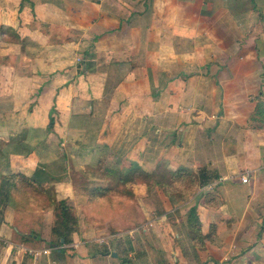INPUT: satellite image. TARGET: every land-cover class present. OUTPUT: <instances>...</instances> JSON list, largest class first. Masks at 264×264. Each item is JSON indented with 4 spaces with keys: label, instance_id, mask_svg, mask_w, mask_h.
I'll return each instance as SVG.
<instances>
[{
    "label": "crops",
    "instance_id": "0c3cea01",
    "mask_svg": "<svg viewBox=\"0 0 264 264\" xmlns=\"http://www.w3.org/2000/svg\"><path fill=\"white\" fill-rule=\"evenodd\" d=\"M0 30L13 36L0 35V151H9L0 162V264L113 256L85 251L100 230L93 222L78 221L72 242L57 245L52 208H31L7 176L37 170L57 199L72 197L60 189L72 157L89 163L95 144L112 143L121 122L161 114L189 119L155 129L154 142L167 139L158 163L214 177L179 204L155 187L160 209L147 221L138 201V224L129 229L141 253L134 260L264 264V117L255 115L264 103V0H0ZM63 116L61 128L78 142L70 157L45 135ZM32 128L43 134L30 137ZM143 156L134 163L144 167ZM194 204L201 245L187 232Z\"/></svg>",
    "mask_w": 264,
    "mask_h": 264
},
{
    "label": "rangeland",
    "instance_id": "374dc122",
    "mask_svg": "<svg viewBox=\"0 0 264 264\" xmlns=\"http://www.w3.org/2000/svg\"><path fill=\"white\" fill-rule=\"evenodd\" d=\"M86 46L87 45H85V47ZM81 60L83 59H80L79 61ZM68 65H66V68L68 69V71H70ZM4 103H5L3 105L4 109H7V107H11V108L13 107L7 102ZM194 103H196L194 100L190 102V110H193ZM16 104L18 103L16 102ZM188 119H189L188 116H186V118H184V116H178L174 118V117H167L166 115L163 114L156 117L150 116L139 119H135L134 117L133 118L129 117L125 123L121 122L122 126L119 125L120 129L121 128L122 129L113 136L112 143L109 144L96 143L94 148L92 149L93 152L90 155L88 154L86 156L87 157L86 159L89 160V163L93 165L91 168H87L86 171H83L82 166L85 163L79 161L77 159L78 157L76 156L72 157L73 162L70 160L71 166L68 169L69 171L67 170L68 167L65 168L67 177H63L64 182L60 187L61 192L67 190L68 192H71L69 194H73V196L71 195L72 197H68L67 199L69 200V203L72 205L73 210L77 215V219L79 222L82 221H84V223L93 222L96 225V227L100 229L98 232L96 231L95 235H92L94 236V239H92L91 242H84L83 245L87 248L85 249V251L88 254L97 252L99 250L102 251L106 250L108 254H111V252L113 251L117 252L116 256L110 255V258L98 259L99 261H96V264H123V263L132 264V262L130 261L129 263L122 262V259L125 257H129V258L135 257L136 252L139 251V248L135 243V240L131 241L132 237H130L131 235L129 232V229L132 226H134L136 222V220L134 219V212L136 211L135 208L138 205V201L142 202V206H144L145 211L148 212V214H145L143 216L144 221H147L148 218L151 217V210L158 211L160 209V199L157 196L155 187L147 188L140 186L139 183L137 184L133 182V183H129L127 186L130 188L131 192L133 190L134 192H140L141 195L139 197L136 198L135 194L126 195V194L116 193L119 187L114 185L112 176L107 174L103 168L111 167L118 169L129 166L130 164H133L135 162L136 158L140 155V152L142 151L144 154L143 156L144 161L142 163L145 166L144 167L141 166V167L148 171L153 170L155 168V164L158 163V160H160V158H162L163 155L165 154L166 149H164L162 146L164 143L167 142V139L161 140L162 137L161 138L157 137L158 138L157 142H154L155 135L158 136V134L155 132V129L161 128V126H165L167 129L173 124H181L183 122H186ZM61 120L62 121H60V124L57 129L58 131L57 132L50 131L52 135L51 134L48 135L51 136L50 140L54 144V146H57L58 151L60 153H65L67 157H70L72 155L69 152L71 150L78 148L77 147L78 142L77 140L74 139L75 137L72 138L73 136L71 135L73 133L72 129L65 131L64 129L61 128L62 125L67 123L66 122L67 117L63 116ZM57 121L58 118L55 115L54 116L49 115L50 124L54 123V126H57L56 123ZM16 123H18V121H16ZM50 127L51 129L54 128L52 126ZM193 131L191 132V135ZM29 132H30L29 133L30 137H34L37 134H43L39 130L33 128ZM163 134L164 133L160 135ZM58 145L60 148L58 147ZM154 145L156 146V148H154ZM151 147L152 150L154 148L153 154L151 151ZM7 153H9V151L3 148L1 149L0 162L6 159L7 157H9V154ZM47 153L49 156L59 155V153H56L55 150L52 149L48 150ZM99 160L100 162L97 163V161ZM163 166L166 167L165 162H163ZM0 174H1V169H0ZM89 180H93L94 182H88ZM90 184H99V185H105L107 187H111V191L115 193L111 195L105 194L103 196L102 195L95 196L94 197L96 198L95 202L93 205L91 204L90 206L91 202H89L88 204L87 200L92 198L90 197L89 190L86 188ZM73 189L75 192H72ZM158 189L162 192L160 188ZM171 194H173L172 199L174 200V203L177 204L184 203V201H186L189 196L186 195L185 197L184 196L181 197L179 193L175 191H173ZM123 198L125 199V201H123ZM119 206L121 207V209L119 208ZM146 215H148V218L145 217ZM106 221L107 223L106 225H104V222ZM114 221L116 222V224H121V225L118 226L110 225V223L112 224ZM136 224H138V222H136ZM79 228L80 225L77 224L76 230H78ZM102 228H104L105 230H102ZM134 234L135 233H133V235ZM117 236H119V238ZM114 239H122L123 242L122 246L121 247L115 246ZM67 247L76 249V247L71 245L65 246L64 249H66ZM82 250L84 251V249H81V251ZM153 255L155 257L156 255L159 254L155 252ZM160 256L161 258L162 257L164 258V252L163 255L161 254ZM158 257L156 259H158ZM135 261L136 262H134V264L150 263V261H148L147 263L141 261V258H139V260L136 259ZM63 264H75V263L74 262L69 263L63 261Z\"/></svg>",
    "mask_w": 264,
    "mask_h": 264
},
{
    "label": "trees",
    "instance_id": "16d2710c",
    "mask_svg": "<svg viewBox=\"0 0 264 264\" xmlns=\"http://www.w3.org/2000/svg\"><path fill=\"white\" fill-rule=\"evenodd\" d=\"M5 32L0 30V35L3 38ZM6 39H13V36H8ZM152 96L155 94L152 92ZM255 115L259 116L261 119L264 117V103L262 100H259L256 103ZM51 129L46 128L45 133H50ZM45 134V135H46ZM81 150L84 146L80 145ZM85 149V148H84ZM97 161V163H99ZM93 165L90 163L83 164V171H86L87 168H91ZM107 174L112 176L114 185L118 186L116 193L134 195L139 197L140 192H131L130 188L127 186L129 183H139L140 186L147 188L158 187L162 192L174 203L171 194L173 191L178 192L179 195L186 196L195 192L197 185H203L207 181L211 180L214 176L210 175L209 177H204L199 170L198 174L191 172L185 168L179 167L174 170L168 169L163 166V163H157L155 168L151 171L145 170L138 164H130L129 166L122 168H103ZM40 170V169H38ZM9 185L12 186L15 191H18L19 194L23 195V200L25 203L29 204L31 208L34 207H51L53 212V222L51 225V234L57 238V245L65 244L72 242V233L76 231L78 219L75 214L72 205L69 203L67 198L57 199L54 186L49 184L48 186H43V180L40 176V173L35 170L31 174H27L20 171L10 172L7 176ZM88 182H94L89 180ZM89 190L90 197L92 199L87 200L88 204L93 205L95 202V196H103L105 194H113L115 192L111 191V187L99 184H90L86 187ZM123 201L125 199L123 198ZM121 209V207L119 206ZM186 224L188 228V233L190 238L195 243V245H201L203 236L200 230V221L197 215V206L196 204L191 205L187 210ZM54 242V240H51ZM55 243V242H54ZM141 255L139 251L136 252V256ZM134 264V258L125 257L122 259V262ZM154 264H171L166 260H156Z\"/></svg>",
    "mask_w": 264,
    "mask_h": 264
},
{
    "label": "built area",
    "instance_id": "2783aa9c",
    "mask_svg": "<svg viewBox=\"0 0 264 264\" xmlns=\"http://www.w3.org/2000/svg\"><path fill=\"white\" fill-rule=\"evenodd\" d=\"M222 179V178H221ZM241 181L242 182H247L248 181V176H247V173L246 174H243L241 175Z\"/></svg>",
    "mask_w": 264,
    "mask_h": 264
},
{
    "label": "water",
    "instance_id": "95a60500",
    "mask_svg": "<svg viewBox=\"0 0 264 264\" xmlns=\"http://www.w3.org/2000/svg\"><path fill=\"white\" fill-rule=\"evenodd\" d=\"M112 255H113V256H116V252L113 251V252H112Z\"/></svg>",
    "mask_w": 264,
    "mask_h": 264
}]
</instances>
